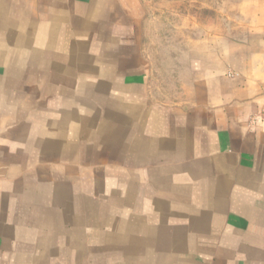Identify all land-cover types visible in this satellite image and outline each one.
<instances>
[{
    "label": "crops",
    "instance_id": "crops-1",
    "mask_svg": "<svg viewBox=\"0 0 264 264\" xmlns=\"http://www.w3.org/2000/svg\"><path fill=\"white\" fill-rule=\"evenodd\" d=\"M143 5L0 0V264H264V12L155 66Z\"/></svg>",
    "mask_w": 264,
    "mask_h": 264
},
{
    "label": "rangeland",
    "instance_id": "rangeland-1",
    "mask_svg": "<svg viewBox=\"0 0 264 264\" xmlns=\"http://www.w3.org/2000/svg\"><path fill=\"white\" fill-rule=\"evenodd\" d=\"M141 1L148 11L144 43L155 66L158 61L162 62V57L165 64L170 65L176 57L189 54L195 46L201 49L223 38L245 37L262 22L264 12V0ZM160 78L158 82H162V74Z\"/></svg>",
    "mask_w": 264,
    "mask_h": 264
}]
</instances>
